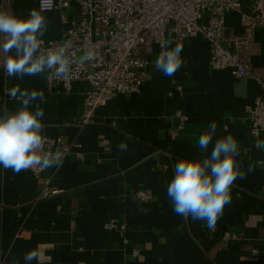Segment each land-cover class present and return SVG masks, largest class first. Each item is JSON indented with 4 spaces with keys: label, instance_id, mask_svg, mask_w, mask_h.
I'll list each match as a JSON object with an SVG mask.
<instances>
[{
    "label": "crops",
    "instance_id": "1",
    "mask_svg": "<svg viewBox=\"0 0 264 264\" xmlns=\"http://www.w3.org/2000/svg\"><path fill=\"white\" fill-rule=\"evenodd\" d=\"M33 8L31 0H14L9 7L0 0V9L20 16ZM77 12L75 2L43 11L48 28L42 39L62 40ZM240 13H250L249 0L225 14L223 45L249 57L251 76L212 70L208 43L194 35L180 42L183 64L174 76L150 65L138 93L113 96L83 128L76 123L85 81L69 90L49 89L47 73L20 80L0 69V112L19 107L9 96L13 87L42 91L44 101L33 102L44 111L42 134L80 144L61 166L37 176L0 167V264H27L24 256L34 249L40 257L31 264H264V150L255 146L264 132L250 134V107L264 99L256 80H264V28L246 31ZM177 112L185 117L180 129ZM212 121L214 141L236 138L245 176L234 182L231 202L209 229L205 221L174 213L167 184L179 159L210 154L212 145L201 153L197 141ZM46 177L57 193L42 197ZM140 191L148 199L137 197ZM111 219L125 228L106 229ZM133 248L138 255H131Z\"/></svg>",
    "mask_w": 264,
    "mask_h": 264
},
{
    "label": "built area",
    "instance_id": "2",
    "mask_svg": "<svg viewBox=\"0 0 264 264\" xmlns=\"http://www.w3.org/2000/svg\"><path fill=\"white\" fill-rule=\"evenodd\" d=\"M14 0H3L9 7ZM37 9L44 12L68 7L72 2L78 6V12L67 27L62 40H44L43 48L69 42L74 61L82 55L86 47L93 50V58L83 62H74L67 77H45L46 87L61 85L69 90L75 81H85L88 89L84 93L83 109L76 125L85 127L92 124L98 108L104 106L113 96L138 93L148 77V67L155 66L158 54L164 50L169 35L173 43L199 35L209 46L208 64L212 70H226L237 78L251 76L250 59L223 45L224 17L229 11H239L241 0H31ZM250 13H240V23L246 31L264 28V0H249ZM204 21L201 23V21ZM0 60V69L3 68ZM259 88L264 90V80L256 78ZM250 134L257 138L264 132V99L256 98L251 107ZM178 129L185 117L177 112ZM176 130L171 132L174 137ZM44 136V150L63 154V162L72 154L74 148H80L76 142H66L61 135ZM81 157V152L76 153ZM62 162V163H63ZM33 176L42 174L45 169L27 170ZM57 193L50 187V179L44 180L41 196ZM137 197L148 199L144 192ZM106 229L123 230L122 222L111 219ZM227 235L223 237L226 239ZM139 250L131 249V255Z\"/></svg>",
    "mask_w": 264,
    "mask_h": 264
},
{
    "label": "clouds",
    "instance_id": "3",
    "mask_svg": "<svg viewBox=\"0 0 264 264\" xmlns=\"http://www.w3.org/2000/svg\"><path fill=\"white\" fill-rule=\"evenodd\" d=\"M47 18L42 9L33 8L26 16L11 9H0V52L4 54L3 68L7 76L22 80L25 76L44 73L48 78L67 77L74 62L83 63L93 58V50L86 47L78 61H74L69 42L43 48V36L47 32ZM169 35L167 43L156 60L155 68L171 77L181 68L183 45L175 43ZM9 96L18 100L19 107L13 111L0 112V167L19 174L33 168L59 167L63 154L44 150V111L39 104L44 93L13 87ZM217 123L212 121L197 141L201 153L210 154L202 158H181L174 166V175L167 184V197L173 211L185 221H205L209 229L215 226L224 208L231 202V190L237 179H243L239 146L236 138L225 135L216 138ZM214 141V142H213ZM257 149L264 150V140L255 142ZM119 147L123 150L126 145ZM252 169L249 168V171ZM38 250L24 256L27 264L39 261Z\"/></svg>",
    "mask_w": 264,
    "mask_h": 264
}]
</instances>
